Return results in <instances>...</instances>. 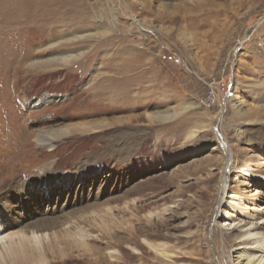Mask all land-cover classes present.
I'll return each mask as SVG.
<instances>
[{
	"label": "rangeland",
	"instance_id": "obj_1",
	"mask_svg": "<svg viewBox=\"0 0 264 264\" xmlns=\"http://www.w3.org/2000/svg\"><path fill=\"white\" fill-rule=\"evenodd\" d=\"M51 3L10 0L9 16L0 13V210L10 230L90 216L86 228L114 236L115 261L68 248L56 264H164L146 246L143 260L133 256L132 230L167 244L172 264H237L239 231L217 217L221 163L238 168L234 194L255 199L245 212L264 218V182L244 171L264 176V0ZM15 44L29 49L22 63L3 55ZM73 53L84 55L53 63ZM43 95L49 102L35 106ZM83 124L103 129L70 133ZM60 130L69 134L51 148L36 139ZM14 193L25 202L3 199ZM107 238L91 244L106 249Z\"/></svg>",
	"mask_w": 264,
	"mask_h": 264
},
{
	"label": "bare ground",
	"instance_id": "obj_2",
	"mask_svg": "<svg viewBox=\"0 0 264 264\" xmlns=\"http://www.w3.org/2000/svg\"><path fill=\"white\" fill-rule=\"evenodd\" d=\"M48 1L52 2L51 4L55 3V5L58 6L60 5L63 7L72 4L76 5V3H74L75 0H47V2ZM7 2L10 3V0L9 1L5 0V2H3L4 4L0 3V13L2 16H7V15L9 16V13L6 12L7 10H4V7H6L5 5L7 4ZM30 2L36 3L38 2V0H30ZM16 9H13L12 10L13 12H11L10 14L12 15L13 13H17V11H20ZM7 38L0 40L1 48H3V43L5 44L7 42ZM19 50L23 51L24 45H21L19 47L17 44H15L13 45V49L12 48L5 49L3 55L6 56L7 54L9 57V62L11 63L12 62L17 64L22 63V61L23 60L25 61V58H27L28 56L27 52L29 49L26 48L24 50L25 51L24 53H20ZM82 55H84V53H79V54L73 53L72 55H67L56 60L54 59L53 63L57 61V62H61L62 65L66 66L74 61H77ZM4 60L6 59L2 58V61ZM45 62L37 60L34 63H32V65H34V67L35 66L44 67V65L47 64ZM48 102H49V96L43 95L35 101V106L40 104H46ZM189 107H184L183 111H187ZM235 111L236 113L240 114L242 109L236 105ZM176 117L177 115H175V118ZM100 129H103V126L97 124H83L71 128L70 133L71 131L73 132L75 131L76 133H93V132H97ZM199 130L198 129L191 130L187 134V139L194 138L199 133ZM67 134L69 133L63 132V130L62 131L60 130L58 132L56 131L54 133L46 132L43 134L41 133L40 135L38 134L36 139L41 146L43 147L47 146L48 148H51L56 139L64 137ZM225 150L231 153V149L229 148V146H227ZM225 162L226 159L224 160L223 164L221 163L223 176L221 177V185L219 190L220 192L222 191L224 193V200H223L224 203L223 202L220 203V207L218 208V212H217V217L218 218L225 217L227 219V221L224 222V225H222L223 228L227 227L228 230L239 231L236 236V241H238L237 244L238 252L236 253L237 264H264V218L258 216V214L256 213L258 211L255 210V208L253 214H249L246 213L245 211L247 210H244L243 207L240 205L243 202H250V203L253 202V204H255V199L248 200V198H244L243 196L237 197L234 194L231 187L228 186L227 181L229 175H231L232 173H236L238 171V168H232V167L226 168ZM228 162L229 163L227 164L229 166L231 164V161ZM244 171L246 176L252 179L259 180L261 183L264 182V176H259L249 169H245ZM236 177H238V174L236 175ZM15 188H17L18 190L19 188L18 183L15 185H11V187L7 189L5 193L16 192L17 190L14 191ZM18 198L20 197H18V195L16 196V194L14 193L13 195L12 194L6 195L3 199H5V201L7 202H10L11 200L13 201L18 200ZM20 199H22V202H25L24 200H26L24 197ZM222 204L223 205L227 204L231 208L230 210H235L236 212L238 211L239 214L243 216V219L232 220L230 213L229 212L227 213L225 212V210H223ZM28 207L26 206L25 209H27L28 211L31 210L30 207L29 208ZM110 210L111 209H109L108 211ZM2 211L3 210L1 209L0 210V264H56L59 260L65 259L67 257L69 253L67 254L66 250H68V248L70 249V251L73 249H80L83 251L84 254L96 252L98 255L99 254L106 255L107 257H109V259H114V261L116 259H119L117 255L118 251L114 248L116 246L113 247L112 246L113 242L110 241L111 239H113L114 236H111V234L108 233V229H106L107 228L106 226L105 228L101 227L100 231L97 228L98 230L97 231L94 230V232H92V230L84 226V224L89 225L88 223H91L90 216H86L81 221L74 220L72 218H70L69 221L67 222L60 221L59 219L56 220L50 219L49 221H37L32 224L26 225L25 227H23V229L20 228L19 230H15V229L10 230L11 225L7 224V221L5 220L6 218H4L5 212L3 213ZM108 211L106 212V214L108 213ZM168 211H169L168 207L165 208L163 212L157 210L151 211L147 214L148 215L147 217L149 219L158 218L159 216H161V214L162 215L167 214ZM93 221L96 222V220ZM104 233H106V235ZM133 233H134L133 230L130 231L129 238L128 237L126 238L125 243L127 244V248L132 251L131 253L133 254L134 257H137L138 260H143V258L141 257L142 253L138 247L146 246L156 254L157 256L156 259L161 260V262H163L164 264L173 263L175 257L172 251L170 250V247L167 246V244L154 243L147 238H141V237H140L141 239L134 238L133 240V237H135L134 234H136ZM103 234L105 236H102ZM101 237L103 238L109 237L107 238L108 241L105 242L107 245L106 249H98L95 248L93 244H91V241L95 242L96 239H99Z\"/></svg>",
	"mask_w": 264,
	"mask_h": 264
}]
</instances>
